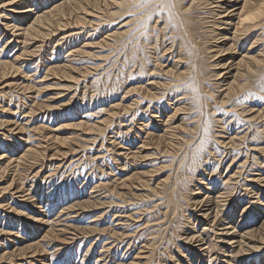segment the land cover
Wrapping results in <instances>:
<instances>
[{
  "label": "rangeland",
  "instance_id": "1",
  "mask_svg": "<svg viewBox=\"0 0 264 264\" xmlns=\"http://www.w3.org/2000/svg\"><path fill=\"white\" fill-rule=\"evenodd\" d=\"M10 1L12 0H0V60L11 62L16 67L11 71L9 70L5 77L0 80V245L3 243V247L0 246V264H43L42 261L45 262L44 264H187L188 261H191V264H205L209 260L210 262L206 264H215L216 261L213 259L214 255H211L209 257L210 259H205L206 257L202 259L198 258L196 241L191 240L190 242L187 240L192 235L197 236L203 230L204 225L195 220L199 213L194 211L193 204H190V202H193L190 196L186 197L189 194L188 192L191 191L189 189L187 190L186 187L195 189L190 192L193 194L198 190V187L201 192H204V188H209L210 190V187L214 185L220 188L224 183L226 186L229 184L227 188L232 191V197L235 200L236 198L237 200H242L240 202L242 204L234 205L238 212L247 205V203L244 204L245 200L246 202L250 200V202L254 203L252 195L256 196L260 193L259 195L264 201V182L261 180L262 177L264 181V146H262L264 145V116L256 119L253 118L255 113H252L262 107L264 108V92L261 91V88L263 89L264 87V81L260 82L257 79L250 80V86H253V89L258 92L254 95L256 101L249 102L250 104L242 103V106L241 100H239L235 103L234 108L226 107L215 111L220 121L224 122V125L222 124L221 126L219 123H214L212 127L214 131L213 136L215 138L218 137L217 139L221 137L219 140L223 142H216L217 146L211 147L212 154L207 160L205 171H201V173H204H202V182L197 180L196 182H192L195 181L194 178L189 183L187 180L189 178L191 179L193 175L189 172L186 166L187 163L184 166L188 172L185 173L184 170V173H180L182 169L179 166L181 165L182 168L183 163L186 162V157L181 159L182 151H178L176 154L173 152L167 154L156 143H151L154 142L153 140L148 139L146 141L145 138L146 132L153 131L161 133L165 128H168V132L175 133L183 126L187 128L192 127L195 120L193 112H196L198 108L194 103V105L191 103L193 100L190 94L186 93L185 90L177 88V84H180L181 81L185 83L187 78L181 80L177 76H174V74L167 73L169 68L175 69V73L185 69L186 59H182L181 62L177 61V55L183 53L182 49L180 50L179 45L169 50L167 49L170 47L172 39L170 38V31L167 35H164L167 33L166 29L160 30L162 26L159 24V17L153 16L151 17L152 19L150 18L151 20L149 19L150 21H145L146 13L151 10V13H154L155 11L153 10L156 9L154 7H157V5L154 6V3L150 2L148 3L150 6L147 5L149 9L147 6L137 8L138 2L141 0L138 2L135 0L136 3L134 0H120L121 2L119 0H106L108 2L106 5L103 4L102 8H94V6L92 7L90 5L85 13L83 11L81 12V10L73 11L69 7H66V15L62 17L55 15L56 13H52L51 19L53 23L51 25L49 24L50 26L47 25L49 27L48 29L45 25L46 30H43L46 33L45 35L24 39L20 35H18V38L17 34L19 32L12 28V26L10 27V25L18 21L15 18H13L14 20L10 19L11 16H9L10 12H8V9L10 10L11 6L6 5ZM60 1L33 0V7L37 4L39 6L41 5L39 9L36 7L37 10H35L40 14L42 11ZM113 1L115 2L113 3ZM123 1L126 3H123ZM116 3H118V6ZM192 3H195V8H197L193 13L194 22L196 24L199 22L197 24V26L199 25V31L201 30L203 32L202 30H206L207 26L206 31L208 32V27H210V23L213 20L211 19L213 15L207 10L211 5L208 6L201 2L199 3V0H192ZM197 3L200 4V8ZM201 6L207 7L203 9ZM96 8L99 10H96ZM102 11L106 13L103 14ZM128 11H132L133 16L131 13L128 14ZM136 13L137 15H135ZM142 14H144L143 17ZM59 17L63 25H58L57 20ZM77 17H83L81 19L82 21L77 22ZM209 17L211 20H207ZM153 18L154 20L159 18V20L156 19L154 21ZM145 22L148 23L147 28L149 30L147 28L145 29L147 25ZM157 23L158 25H155ZM156 28L159 29V32ZM154 30L155 33L153 32ZM205 30L204 33H206ZM149 33L152 34V37ZM160 35L161 37H159ZM156 37H159L160 40L162 38V41L160 42ZM162 42L164 45H162ZM158 43H160L161 47ZM211 56L212 54L209 53L206 55L209 58L204 57L203 68L200 70L203 73V80L206 81H204L206 90H211L209 88L211 87V91H216L218 94L222 91L224 85L221 87L218 86V90L216 86L220 82L224 84V81L220 80L228 76L225 75L226 77L223 76L221 77L222 79L210 76L213 74L212 64L214 63L213 60H215L213 57V59L210 58ZM209 64L210 66H207ZM59 66L60 70L66 73L55 70ZM51 68L54 70L52 71ZM209 68L211 69L208 70ZM121 73L123 75L126 74L123 76ZM148 73H151L150 76H148ZM119 75L120 77H118ZM205 77L209 78V80ZM147 94L152 95L149 96ZM251 104L252 107L254 106L253 108L249 106ZM77 107L79 108L76 110ZM250 108L251 110L249 111L251 112L249 113L247 110ZM263 108L261 110L264 112ZM242 109L244 112L240 111ZM239 111L240 114L238 113ZM176 113V118H171ZM231 121L236 122L235 127ZM225 122L227 127L225 126ZM180 124L183 126L179 127ZM160 125L162 130L160 129ZM237 125L240 127L239 129ZM247 128L249 129L247 130ZM18 129H20L19 132H17ZM255 129L259 131L257 132ZM232 131L236 133L234 134ZM241 132L244 135L246 134V136ZM261 132L262 134H260ZM18 136H20V139ZM254 136H257V138L260 137L262 140ZM24 137H26L27 141ZM222 137L224 138L222 139ZM229 137L232 139L231 143ZM225 138L227 139L225 140ZM228 138L229 142H227ZM11 139L16 141V143ZM244 140L245 142H243ZM237 141L240 144L239 147ZM248 141L251 143L249 144ZM15 145L19 147L17 148ZM219 146H225V148L222 147L218 150ZM29 148L36 149L41 153L42 158L38 163L31 159L27 160L22 158V154ZM249 148L251 151H249ZM15 149L17 151H14ZM220 151L221 153H219ZM229 151L230 153H228ZM231 153H234L235 156L230 155ZM216 154L218 155L216 156ZM242 154H246V156ZM218 158L223 161L218 160ZM249 158L251 160H260L258 164H254V161L249 160ZM225 159L226 163L230 164V166L223 163ZM174 162L176 166L173 165ZM170 163L171 166L169 165ZM246 167L250 168L246 169ZM216 168L217 171L214 170ZM237 169L240 170L238 171ZM136 173H142L144 175L143 180L147 182L149 187L143 184L140 185L136 181H134V184H132L129 190L121 186L124 179L134 177ZM173 173L174 175H171ZM217 174L219 178L218 176L215 177ZM237 174H240L237 176L238 178L236 177ZM181 175L182 177H186L185 175H187L185 179L187 182L179 181L181 180ZM259 177L260 180H258ZM161 182L166 183L162 185ZM203 183L209 184L206 186ZM111 186H116V190H118L116 192H122L121 196H123L121 197L117 193H112L110 191ZM240 186L242 187L240 188ZM167 187H173L175 191L177 187L184 189L177 193L174 192L175 203L171 200L169 202V198L166 197L168 194L167 191H169ZM152 188L158 190L156 196L150 193V189ZM185 190L188 191V194L185 193L186 196L183 194ZM160 191L163 193L161 194ZM234 191L237 193L235 194ZM31 195L33 196L31 197ZM197 195L200 194H195L192 197ZM179 199L182 201H179ZM34 200L39 202V204H31L35 202ZM49 203L50 206L48 207L47 205ZM221 203L224 204V201ZM185 204L187 206H184ZM261 208L263 207L261 206ZM14 209L20 210L22 213L16 214L17 212L14 213ZM229 209L230 207L227 204L225 206L226 212ZM157 213L159 216H157ZM163 214L165 215L163 216ZM188 215H190L191 221H189L191 223L197 222L195 228L191 226L192 224H187L186 217ZM231 215L235 217L234 224L237 226L241 216H234L233 211ZM31 216H34V218L42 217L46 222L43 225L33 223L28 218ZM165 216L168 217L165 219ZM248 216H252L250 217L251 220H248ZM257 216L255 214H249L245 222L249 224L254 221L257 222L259 220ZM179 218L181 222L178 220ZM152 219L154 220L151 221ZM169 220L171 221L169 222ZM160 222H162V227L159 225ZM37 224L41 226L39 230L34 228V225ZM62 226L63 228L67 227L68 232L64 236H51L42 241L40 244L41 247L39 248L41 252L29 253L23 257L16 255V258L15 256L12 258L13 260L9 257L11 253L18 254V248L24 246V243L30 242L32 239L33 241L40 240L42 234L47 229L58 228L59 230L62 229ZM200 227L202 228L200 229ZM15 230L18 232H15ZM204 231L206 232L207 229H204ZM220 231L217 234L215 233V235L220 236ZM11 232L15 233L13 234L15 237L9 235ZM64 238L66 239L64 240ZM217 240L220 241L219 238ZM217 240L215 239L214 241L216 242ZM149 241L151 242L150 245ZM217 245L222 244L217 243ZM179 249L184 254L179 253ZM215 250H217L216 247ZM4 253L10 254L2 257ZM259 255L261 260L258 259V263L264 264V253H259ZM180 256L182 257L181 259H179ZM252 256L254 257L250 259L248 264H255V254ZM243 264H246L245 260Z\"/></svg>",
  "mask_w": 264,
  "mask_h": 264
},
{
  "label": "bare ground",
  "instance_id": "2",
  "mask_svg": "<svg viewBox=\"0 0 264 264\" xmlns=\"http://www.w3.org/2000/svg\"><path fill=\"white\" fill-rule=\"evenodd\" d=\"M120 1V0H119ZM129 1V0H128ZM131 1V0H130ZM133 1V0H132ZM135 1V0H134ZM139 0H137L138 2ZM108 2V1H107ZM106 0H61L60 2L55 3L54 5H52V7L42 11L40 14H38V12H36L35 10L39 9V7H41V5L39 6V4H37L35 7H33V0H12L10 2H8L6 5L11 6L10 10L8 9V12H10L9 16L10 19L15 18V20H18L15 23H11L12 25H10V27L12 26V28H14L16 31H18L19 33L17 34L20 35V37H23L24 39H29L33 38L35 36H43L46 33H44L43 30H46L45 25L47 27V25H51V23H53V20L51 19L52 17V13H56L55 15L57 16H64L65 14V10H67L66 7H69L70 10H81V12L83 11L84 13L87 11V8L91 5L92 7L94 6L97 8H102V5H106L107 4ZM115 1H113L114 3ZM121 2V1H120ZM153 2L154 6L157 5V7H154L156 9H154L153 11H155L154 13L148 12L146 13V20L145 21H150L153 16L159 17L157 20L158 23L162 26L161 29L159 28V26H157V28H159L160 30H165L167 31V33H163L164 35H167L168 32L170 31V38L172 39L171 41V45L170 47H168L167 49H171L172 47H175L176 45H179L180 50L182 49V54H178V62H181L182 59H186V64H185V69L182 70L181 72L175 73V69H168L167 73L168 74H174V76H177L178 78H180L181 80L183 78H187L185 83H181L177 84V88L178 89H182L185 90L186 93L190 94L192 96V104L194 103L196 106H198L197 111L193 112L194 113V125L190 128H187L186 126H183L182 124L179 125V127L183 126L181 129H178V132L172 133V132H168V128H165L163 130V132L161 133H157V132H146V141L149 140H153L154 142L151 143H156L157 146L160 149H163L164 152H167V154L173 152L174 154H176L178 151H182L181 153V159H183V157H186L185 159V163H183V167L181 168V165L179 166L180 169H182L180 171L183 172L185 170V173L188 172L186 171V167L184 166V164L187 163V168L189 170V172L192 173V177L191 179L189 178V180H187L189 183H191L190 181H192L194 178L195 181L192 182H202V176L203 174L201 173V171H205V166L207 164V160L210 158L211 156V147L217 146L216 142H221V140L217 139L218 137H214V131L212 129L213 124L214 123H219V125L224 123L222 121H220V118L217 116L216 114V110L219 109H223L226 107H232L234 108V106L236 105L235 103L239 100H241V104H250L254 101H256L254 98L255 93L256 92L253 88V86H250V80L251 79H257L260 80V82L264 81V0H199V3L201 2L202 4L208 5L210 7H208V11L213 15L211 19L212 22H208L210 23V27H208V32L207 30V26H206V33H204V30H202L203 32H201V30L199 31V25L197 26V24L199 23H195L193 20V13L195 11V3H192V0H141L140 2H138V7L137 8H142V7H146L147 5L150 6L148 3ZM197 2V1H196ZM123 3H126L123 1ZM130 3V2H129ZM136 3V1H135ZM118 3H116L117 5ZM133 4V3H131ZM198 4V3H197ZM130 5V4H128ZM134 5V4H133ZM199 8H200V4ZM101 6V7H100ZM118 6V5H117ZM121 6V5H120ZM137 6V4H136ZM147 6V8L149 9V7ZM37 7V9H36ZM203 7V6H201ZM205 7V6H204ZM203 7V9H205ZM96 10H99L97 9ZM128 8V7H127ZM126 8V9H127ZM136 8V7H134ZM146 8V9H147ZM42 9V8H41ZM145 9V10H146ZM151 9V8H150ZM125 10V9H124ZM133 10V9H132ZM137 10V9H135ZM134 10V11H135ZM140 10V9H139ZM143 10V9H142ZM141 10V11H142ZM144 10V11H145ZM201 10V9H200ZM206 10V11H207ZM2 11V10H1ZM105 11V10H104ZM130 11V10H129ZM128 11V12H129ZM40 12V11H39ZM208 12V13H209ZM103 13V11H102ZM106 12H104L103 14H105ZM126 13V12H125ZM132 15V11L129 12L128 14ZM137 13L139 14V12L137 11ZM137 13L135 15H137ZM143 13V12H142ZM209 13V14H210ZM78 14V13H77ZM112 14V12H111ZM156 14V15H155ZM134 15V16H135ZM144 14H142L143 17ZM83 16V15H82ZM92 16V15H91ZM130 16V15H129ZM133 16V15H132ZM131 16V17H132ZM140 16V15H139ZM138 16V17H139ZM144 16V17H145ZM122 17V16H121ZM141 17V16H140ZM7 18V16H6ZM5 18V19H6ZM70 18V17H69ZM83 17H77L76 19L77 22H81ZM151 18V19H150ZM8 18V20H10ZM140 19V18H139ZM150 19V20H149ZM155 19V20H156ZM209 18H207V20H209ZM210 19V20H211ZM7 20V23H8ZM14 20V19H13ZM56 20V19H55ZM132 20V19H131ZM136 20V19H135ZM138 20V19H137ZM141 20V19H140ZM143 20V21H144ZM154 20V18H153ZM152 20V21H153ZM154 20V21H155ZM69 21V20H68ZM130 21V20H129ZM58 25H63L61 24L62 21L59 17V19L57 20ZM91 22V21H90ZM201 22V21H200ZM204 22V21H203ZM129 23V22H128ZM132 23V22H131ZM140 23V22H139ZM147 22H145L146 24ZM154 23V22H153ZM155 24V25H158ZM5 24V23H4ZM81 24V23H80ZM150 24V23H149ZM202 24V23H201ZM205 25H207L206 23H203ZM49 25V26H50ZM65 25V24H64ZM89 25V24H88ZM128 25V24H127ZM136 25V24H135ZM141 25V24H140ZM4 26V25H3ZM6 26V25H5ZM44 26V28H43ZM139 26V25H138ZM152 26V25H151ZM150 26V27H151ZM203 26V25H202ZM9 27V26H8ZM59 27V26H58ZM143 27V26H142ZM148 27V23L145 27V29ZM156 27V26H154ZM6 28V27H5ZM11 28V29H12ZM49 27H47L48 29ZM53 28V27H52ZM131 28V27H129ZM152 28V27H151ZM156 28V29H157ZM10 29V28H9ZM13 29V30H14ZM148 29V28H147ZM153 29V28H152ZM151 29V30H152ZM159 29H157V31L159 32ZM135 30V29H134ZM149 30V29H148ZM16 31H14L16 33ZM137 31V30H135ZM146 31V30H145ZM165 31V32H166ZM53 32V31H52ZM141 32V31H140ZM149 32V31H147ZM146 32V33H147ZM151 32V31H150ZM155 33V30L153 31ZM14 33V34H15ZM121 33V32H120ZM124 33V31H123ZM136 33V32H135ZM153 33V34H154ZM116 34V32H115ZM132 34V33H131ZM138 34V33H136ZM144 34V33H143ZM148 34V33H147ZM151 34V33H149ZM161 34V33H160ZM122 35V34H121ZM16 36V35H15ZM158 36V34H157ZM47 37V36H46ZM51 37V36H50ZM134 37V36H133ZM152 37V34H151ZM161 37V35L159 36ZM159 37L157 39H159ZM19 38V36H18ZM71 38V37H70ZM155 38V37H154ZM165 38V37H164ZM167 38V36H166ZM169 38V39H170ZM69 39V38H68ZM72 39V38H71ZM138 39V38H137ZM142 39V37H141ZM17 40V39H15ZM133 40V39H132ZM26 41V40H24ZM48 41V40H47ZM128 41V40H127ZM159 41H162L159 39ZM158 41V42H159ZM136 42V41H135ZM143 42V41H142ZM157 42V41H156ZM169 42V41H168ZM22 43V42H21ZM163 43V42H162ZM160 46V43H158ZM152 45V44H151ZM164 45V43L162 44ZM5 46V45H4ZM153 46V45H152ZM161 47V46H160ZM41 48V47H39ZM152 49V48H151ZM163 49V48H162ZM166 49V48H165ZM135 50V49H133ZM1 51V50H0ZM172 51V50H171ZM166 52V51H165ZM169 52V51H168ZM167 52V53H168ZM180 52V51H179ZM178 52V53H179ZM1 53V52H0ZM136 53V52H135ZM181 53V52H180ZM209 53L212 54V56L210 58H214L215 60L213 65V69L212 72L213 74H211L210 76H214V77H223V76H228L227 78L223 77V80L220 81H224V84H218L217 90L219 87H221L222 85H224V88L222 89L221 92H219L217 94L216 91H211L212 88L209 87L211 90H206V85L204 83L205 80H203V76L201 73V70L203 68V59H205L204 57H206V55H208ZM139 56V55H138ZM151 56V55H150ZM156 56V55H153ZM24 57V56H23ZM224 57V58H222ZM138 58V57H137ZM146 58V57H145ZM209 58V57H206ZM212 58V59H213ZM19 59V58H17ZM147 59V58H146ZM155 60V59H154ZM159 61V60H157ZM170 61V60H169ZM208 61V60H207ZM138 63V62H137ZM135 63V64H137ZM162 63V62H161ZM210 63V61H209ZM40 64V63H39ZM133 64V65H135ZM208 64V63H207ZM58 65V64H57ZM144 65V64H143ZM156 65V64H155ZM207 66H210L207 65ZM156 67V66H155ZM167 67V66H166ZM14 67V64L8 61H1L0 60V80L5 77V75L7 74V72H9V70L11 71ZM18 68V67H17ZM56 68V67H54ZM136 68V67H135ZM158 68V67H157ZM164 68V67H163ZM208 68V67H207ZM52 71L54 70L53 68H51ZM50 69V70H51ZM61 69H63L61 67ZM159 69V68H158ZM162 69V67H161ZM211 68H209L208 70H210ZM216 71H215V70ZM219 69V70H217ZM55 70H59L63 73V70H60V66L57 67ZM143 71V69H141ZM207 70V71H208ZM123 72V70H121ZM120 71V72H121ZM36 72V71H35ZM137 72V71H136ZM210 72V71H209ZM11 73V72H10ZM131 73V72H130ZM134 73V72H133ZM140 73V72H139ZM154 73V72H151ZM150 73V74H151ZM207 73V72H206ZM33 74V73H32ZM126 74V73H125ZM124 74V75H125ZM137 74V73H136ZM149 74V73H148ZM150 74L148 76H150ZM66 75V74H65ZM121 75H123V73H121ZM123 75V76H124ZM163 75V74H162ZM134 76V75H133ZM225 76V77H226ZM120 77V75L118 76ZM208 77V76H207ZM205 77V78H207ZM152 78V77H151ZM149 78V79H151ZM120 79V78H118ZM122 79V78H121ZM209 80V78H207ZM222 79V78H221ZM41 80V79H40ZM43 80V79H42ZM134 80V79H133ZM219 80V79H218ZM141 81V80H140ZM185 81V80H184ZM211 81V79H210ZM124 82V81H121ZM148 82V81H147ZM150 82V81H149ZM206 82V81H205ZM14 83V82H13ZM142 83V82H141ZM210 83V82H209ZM2 84V83H1ZM133 84V83H132ZM208 84V83H207ZM138 85V84H137ZM136 85V86H137ZM154 85V83H153ZM157 85V84H156ZM159 85V84H158ZM210 85V84H209ZM212 85V84H211ZM14 86V85H13ZM25 86V85H24ZM31 86V85H30ZM140 86V85H139ZM162 86V85H161ZM219 86V87H218ZM33 87V86H31ZM35 87V86H34ZM114 87V86H113ZM134 87V86H133ZM215 87V88H216ZM263 87V86H262ZM140 88V87H139ZM143 88V87H142ZM151 88V87H150ZM160 88V87H158ZM25 89V88H24ZM133 89V88H132ZM157 89V88H156ZM124 90V89H123ZM173 90V89H172ZM221 90V89H220ZM27 91V90H26ZM133 91V90H132ZM138 91V90H137ZM148 91V90H146ZM176 91V90H175ZM261 91L264 92V87L263 89L261 88ZM23 92V91H22ZM139 92V91H138ZM151 92V91H150ZM1 93V92H0ZM174 93V92H172ZM171 93V94H172ZM261 93V92H260ZM8 94V93H7ZM90 94V93H89ZM145 94V92H144ZM137 95V94H136ZM149 96H151L150 94H147ZM10 96V95H9ZM141 96V95H140ZM157 96V95H156ZM178 96V95H176ZM258 96V95H257ZM146 97V96H145ZM180 97V96H179ZM120 98V97H119ZM167 98V97H166ZM145 99V98H144ZM147 99V97H146ZM159 99V98H158ZM181 99V98H180ZM263 99V98H262ZM135 100V99H134ZM179 100V99H178ZM159 101V100H158ZM261 101V100H260ZM250 102V103H249ZM258 102V100H257ZM36 103V102H35ZM170 103V102H169ZM133 104V102H132ZM193 104V105H194ZM258 104V103H257ZM262 105V103H260ZM44 105V104H43ZM83 105V104H82ZM85 105V104H84ZM128 105V104H126ZM181 105V104H180ZM229 105V106H228ZM40 106V105H39ZM130 106V105H129ZM138 106V105H137ZM243 106V104H242ZM252 107V104L249 105ZM81 107V106H80ZM174 107V106H173ZM240 107V106H239ZM248 107V106H247ZM254 107V106H253ZM252 107V108H253ZM260 107V106H259ZM258 107V108H259ZM79 107L76 108V110ZM86 108V107H85ZM129 108V107H128ZM180 108V107H179ZM237 108V107H236ZM235 108V109H236ZM241 108V107H240ZM256 108V109H258ZM263 108V107H262ZM261 108V109H262ZM147 109V108H146ZM238 109V108H237ZM236 109V110H237ZM245 109V108H244ZM255 110L252 113L254 114L253 118H262L264 116V112L261 110ZM264 109V108H263ZM81 110V109H80ZM124 110V109H123ZM182 110V109H181ZM194 110V108H193ZM239 110V109H238ZM246 110V109H245ZM251 110L248 109L247 111ZM32 111V110H31ZM141 111V110H140ZM243 111L244 110H240ZM240 111L238 112L240 114ZM71 112V111H69ZM178 112V110H177ZM181 112V111H180ZM229 112V111H228ZM234 112V110H233ZM246 112V111H245ZM251 111H249L250 113ZM32 113V112H31ZM77 113V112H76ZM175 113V112H173ZM231 113V112H230ZM237 113V112H236ZM73 114V113H72ZM117 114V113H116ZM163 114V113H162ZM165 114V113H164ZM242 114V112H241ZM172 115V114H171ZM176 114H174L171 118L175 117ZM221 115V114H220ZM219 115V116H220ZM236 115V114H235ZM250 115V114H249ZM140 116V114H139ZM161 116V115H160ZM225 116V115H224ZM227 116V115H226ZM248 116V115H246ZM147 117V116H146ZM158 117V116H157ZM228 117V116H227ZM153 118V116H152ZM170 118V117H169ZM176 118V117H175ZM252 118V117H251ZM174 119V118H173ZM238 119V118H237ZM243 119V118H242ZM170 120V119H169ZM236 120V119H235ZM251 120V119H250ZM264 120V119H263ZM160 121V120H159ZM237 121V120H236ZM240 121V120H239ZM254 121V120H252ZM7 122V121H6ZM145 122V121H144ZM232 122V121H231ZM247 122V120H246ZM259 122V121H257ZM157 123V122H156ZM155 123V124H156ZM161 123V122H160ZM228 123V122H227ZM230 123V122H229ZM234 123V124H233ZM236 122H232L233 126L235 125ZM249 123V122H248ZM261 123V122H260ZM240 124V123H238ZM258 124V123H257ZM263 124V123H262ZM3 125V124H2ZM9 125V124H8ZM97 125V124H96ZM224 125V124H223ZM226 122H225V126H226ZM253 125V123H252ZM232 126V125H231ZM238 126V125H237ZM236 126V127H237ZM250 126V124H249ZM260 126V124H259ZM19 127V126H18ZM145 127V126H144ZM168 127V126H167ZM218 127V126H217ZM227 127V126H226ZM235 127V126H234ZM252 127V126H250ZM255 127V126H254ZM10 128V127H8ZM156 128V127H155ZM223 128V127H221ZM232 128V127H231ZM240 127L238 126V129ZM253 128V127H252ZM251 128V129H252ZM262 128V127H261ZM27 129V128H26ZM25 129V131H26ZM160 129H161V125H160ZM176 129V128H175ZM225 129V128H224ZM234 129V128H233ZM246 129V127H245ZM249 128H247L248 130ZM250 129V130H251ZM20 129H18L17 132H19ZM23 130V127H22ZM153 130V129H150ZM162 130V129H161ZM215 130V129H214ZM221 130V129H220ZM229 130V129H228ZM237 130V129H236ZM264 130V127H263ZM146 131V130H145ZM148 131V130H147ZM219 131V130H217ZM231 131V130H230ZM229 131V133H230ZM235 131V129H234ZM232 131V132H234ZM243 131V130H242ZM255 131H257L255 129ZM259 131V130H258ZM257 131V132H258ZM261 131V130H260ZM249 132V131H248ZM253 132V129H252ZM251 132V134H252ZM263 132V131H262ZM262 132L260 134H262ZM22 133V132H21ZM19 133V134H21ZM25 133V132H24ZM217 133V132H216ZM224 133V132H223ZM236 132H234L235 134ZM243 134V132H241ZM145 134V133H143ZM218 134V133H217ZM216 134V135H217ZM226 134V133H225ZM231 134V133H230ZM240 134V133H239ZM250 134V133H249ZM250 134V135H251ZM227 135V134H226ZM244 135V134H243ZM9 136H13V135H9ZM22 136V135H21ZM25 136V135H24ZM224 136V135H223ZM229 136V135H228ZM238 136V135H237ZM242 136V135H241ZM246 136V134L244 135ZM244 136H242L243 139ZM252 136V135H251ZM7 137V136H5ZM20 136H18L19 138ZM23 137V136H22ZM27 137V135H26ZM26 137H24L26 139ZM227 137V136H226ZM232 137V136H231ZM253 137V136H252ZM251 137V138H252ZM257 138V136H254ZM13 138V137H12ZM17 138V139H18ZM29 138V137H28ZM126 138V137H125ZM224 137H222L223 139ZM230 138V137H229ZM229 138L228 141L229 142ZM260 138V137H258ZM257 138V139H258ZM14 139V138H13ZM20 139V138H19ZM227 138H225L226 140ZM234 139V138H233ZM261 139V138H260ZM264 139V138H263ZM12 140V139H11ZM30 140V139H29ZM218 140V141H217ZM262 140V139H261ZM14 141V140H12ZM18 141V140H17ZM22 141V140H19ZM25 141V140H24ZM27 141V139H26ZM232 139L230 138V143H231ZM241 141V138H240ZM247 141V140H246ZM16 143V141H14ZM23 142V141H22ZM223 142V141H222ZM221 142V143H222ZM245 142V140L243 141ZM255 142V141H254ZM261 142V141H260ZM264 142V140H263ZM20 143V142H19ZM147 143V142H146ZM238 143V141H237ZM249 143V141H248ZM251 143V142H250ZM249 143V144H250ZM253 143V142H252ZM18 144V143H17ZM145 144V143H144ZM225 144V143H223ZM229 144V143H228ZM239 144V143H238ZM248 144V145H249ZM260 144V143H259ZM262 144V142H261ZM22 145V144H21ZM147 145V144H146ZM227 145V144H226ZM234 145V144H231ZM247 145V144H246ZM245 145V146H246ZM254 145V144H251ZM240 146V144L238 145V147ZM244 146V147H245ZM257 146V145H256ZM264 146V145H262ZM261 146V147H262ZM15 147H19L17 145H15ZM14 147V148H15ZM35 147V146H34ZM225 146H219L218 150H220V148H222ZM228 147V146H227ZM234 147V146H233ZM13 148V147H12ZM217 148V147H216ZM223 148V149H224ZM235 148V147H234ZM242 148V147H241ZM240 148V149H241ZM263 148V147H262ZM11 149V147H10ZM27 149V148H26ZM229 149V148H228ZM247 149V148H244ZM256 149H258L256 147ZM226 150V149H225ZM234 150V149H233ZM238 150V149H237ZM242 150V149H241ZM263 150V149H262ZM14 151H17V149H15ZM231 151V150H230ZM230 151L228 153H230ZM244 151V150H243ZM248 151V150H247ZM246 151V152H247ZM249 151H251V149L249 148ZM248 151V153H249ZM260 151V150H258ZM264 151V150H263ZM262 151V152H263ZM163 152V153H164ZM238 152V151H237ZM254 152V151H253ZM252 152V153H253ZM261 152V153H262ZM9 153V152H8ZM12 153V152H11ZM14 153V152H13ZM214 153V152H213ZM216 153V152H215ZM221 153V151L219 152ZM227 153V154H228ZM259 153V152H258ZM121 154V153H120ZM173 154V155H174ZM224 154V153H223ZM226 154V153H225ZM237 154V153H236ZM251 154V152H250ZM257 154V153H256ZM22 158L23 159H31L34 160V162H37L42 158L41 153L38 152V150L36 149H31L29 148L24 154H22ZM218 154H216L217 156ZM229 155V154H228ZM230 155H234V153L230 154ZM245 155L246 154H242ZM118 156V155H117ZM166 156V155H165ZM222 156V155H221ZM235 156V155H234ZM238 156V155H236ZM249 156V155H248ZM261 156V155H260ZM258 156V157H260ZM227 157V156H226ZM231 157V156H230ZM229 157V158H230ZM256 157V156H255ZM264 157V156H263ZM9 158V157H8ZM21 158V156H20ZM136 158V157H135ZM214 158V157H213ZM221 158V157H220ZM218 158V160L220 159ZM228 158V157H227ZM245 158V157H244ZM254 158V157H253ZM6 159V158H5ZM4 159V160H5ZM173 159V158H172ZM248 159V158H247ZM256 159H258L256 157ZM251 160L249 158V160L254 161V164H258L259 160ZM22 160V159H21ZM177 160V158H176ZM222 159H220L221 161ZM231 160V159H230ZM233 160V159H232ZM11 161V160H10ZM26 161V160H25ZM175 161V160H174ZM180 161V160H179ZM219 161V162H220ZM223 161V160H222ZM225 162H223L224 164L226 163V159L224 160ZM228 161V160H227ZM261 161H263L261 159ZM178 162V161H176ZM216 162V161H215ZM214 162V164H215ZM218 162V163H219ZM235 162V161H233ZM238 162V161H237ZM222 163V166H223ZM236 163V162H235ZM35 164V163H34ZM228 164V163H226ZM242 164V163H241ZM251 164V163H250ZM249 164V165H250ZM261 164V163H260ZM10 165V164H9ZM171 166V163L169 164ZM175 162H174V164ZM230 166V164H228ZM247 165V164H246ZM253 165V164H252ZM214 166V165H213ZM218 166V165H217ZM261 166V165H260ZM259 166V167H260ZM168 167V166H167ZM215 167V166H214ZM232 167V166H231ZM245 167V165H244ZM258 167V166H255ZM228 168V166H227ZM226 168V169H227ZM250 168V167H246ZM254 168V166H253ZM252 169V167H251ZM251 169H249L251 171ZM256 169V168H255ZM260 169V168H258ZM262 169V168H261ZM177 170V169H176ZM207 170V168H206ZM217 171V168L214 169ZM213 170V171H214ZM238 170V169H237ZM240 170V169H239ZM238 170V171H239ZM263 170V169H262ZM114 171V170H113ZM178 171V172H179ZM209 171V170H208ZM253 171V169H252ZM256 171V170H255ZM258 171V170H257ZM147 172V171H145ZM210 172V171H209ZM215 172V171H214ZM249 172V171H248ZM259 172V171H258ZM172 173V172H171ZM175 173V172H174ZM171 174V175H174ZM177 173V172H176ZM184 173V172H183ZM190 173V174H191ZM207 173V172H206ZM213 173V172H211ZM236 173V172H235ZM209 174V173H208ZM206 174V175H208ZM214 174V173H213ZM219 174V173H218ZM218 174L215 176L217 177ZM170 175V173H169ZM168 175V176H169ZM204 175V176H206ZM240 175L237 174L236 177ZM251 175V174H250ZM258 175V173H257ZM108 176V175H107ZM177 176V175H176ZM187 177V175H185ZM229 176V174H228ZM235 176V175H234ZM260 176V173H259ZM262 176V175H261ZM264 176V174H263ZM128 177V176H127ZM144 175L142 173H136L134 174V177H129L128 179H124L121 183L122 187H125L129 190V188H131L132 184H134V181L139 182L140 185L143 184L144 186H147V182H145V180H143ZM186 177H182L181 175V182L185 181ZM209 177V176H208ZM212 177V176H211ZM214 177V176H213ZM253 177V176H252ZM255 177V176H254ZM125 178V177H124ZM166 178V177H165ZM169 178V177H168ZM172 178V177H171ZM174 178V176H173ZM184 178V180H183ZM219 178V176H218ZM222 178V177H220ZM227 178V177H226ZM232 178V177H231ZM238 178V177H237ZM264 178V177H263ZM177 179V178H176ZM230 179V178H229ZM234 179V177H233ZM19 180V179H18ZM220 180V179H219ZM235 180V179H234ZM260 180V177L259 179ZM257 180V181H258ZM262 182L263 179L261 177ZM108 181V180H107ZM185 181V182H187ZM205 181V180H204ZM208 181V178H207ZM216 181V180H215ZM255 181V179H254ZM34 182V181H33ZM99 182V181H98ZM118 182V181H117ZM213 182V181H212ZM220 182V181H219ZM218 182V183H219ZM253 182V181H252ZM162 183V182H161ZM164 183V182H163ZM162 183V185H164ZM168 183V181H167ZM211 183V182H210ZM215 183V182H214ZM229 183V182H227ZM254 183V182H253ZM256 183V181H255ZM259 183V182H257ZM15 184V183H14ZM180 184V182H179ZM182 184V183H181ZM197 184V183H196ZM202 184V183H201ZM209 183H203V185L208 186ZM245 184V182H244ZM243 184V185H244ZM248 184V183H247ZM264 184V183H263ZM183 185V184H182ZM189 185V184H187ZM220 185V184H218ZM222 185V184H221ZM229 184L224 183V185L220 188H218L219 186H211L210 190L209 188H204V192H201V190L199 189V187L197 188L198 190H196L195 193L191 194L190 192H192V190L195 189H190L187 188L186 185V189L191 190L190 192H188L187 190H185L183 192V194L185 195V193H187L188 195L186 197H189L193 200V202H190V204L192 203L194 207V211L198 212L199 215L196 216L197 221L201 222L202 225H204L203 230L201 231L200 229L202 227H200V233L196 235H192L191 237H189V239L187 238V240H189L191 242V240H193L194 242L196 241L197 244V252H198V258L202 259H210L209 257H211V255H214L213 259H215V264L219 263V264H243V261H246V264L249 263L250 259L254 256H252L253 254H255V264H263V263H258V259H260V255L259 253H264L263 249H264V201L261 199L260 197V193L257 194L256 196L252 195L254 203L250 202V200H248V202H244L247 203V205L245 207H243L241 209L240 212H238V210L235 209L236 204H239L241 201L240 199L236 200L232 197V191H230L228 187ZM246 185V184H245ZM19 186V185H18ZM168 186V185H167ZM180 186V185H179ZM184 186V185H183ZM264 186V185H263ZM5 187V186H4ZM24 187V186H23ZM107 187V185H106ZM169 187H170V183H169ZM230 187V186H229ZM237 187V186H236ZM235 187V188H236ZM242 186H240L241 188ZM112 191V193H117L118 196H121L122 192H116L118 190H116V186H111L110 187ZM124 188V189H125ZM161 188V187H160ZM168 188V187H167ZM166 188V189H167ZM232 188V187H230ZM234 188V189H235ZM252 188V187H251ZM101 189V188H100ZM163 189V188H162ZM169 191L168 194L166 195L167 198H169V202L174 201L175 198V193L179 192L180 190H184L177 187L176 191L173 189V187L168 188ZM261 189V188H260ZM5 190V189H4ZM102 190V189H101ZM237 190V189H235ZM20 191V189H19ZM198 191V192H197ZM240 191V190H239ZM23 192V191H22ZM27 192V190H26ZM131 192V191H129ZM175 192V193H174ZM194 192V191H193ZM13 193V192H12ZM150 193H152L154 196L157 195L158 190L155 188L150 189ZM161 193V191H160ZM163 193V192H162ZM161 193V194H162ZM235 193V191H234ZM233 193V194H234ZM237 193V192H236ZM235 193V194H236ZM253 193V192H252ZM166 194V193H165ZM182 194V193H180ZM195 194H200L197 195L195 197H192ZM248 194V193H246ZM256 194V193H255ZM54 195V194H53ZM178 195V194H177ZM181 195V196H184ZM264 195V194H263ZM262 195V196H263ZM33 195H31L32 197ZM47 196V195H46ZM123 196V195H122ZM121 196V197H122ZM163 196V195H162ZM238 196V194H237ZM21 197V196H20ZM55 197V196H53ZM28 198V197H27ZM184 198V197H183ZM36 199V198H35ZM185 199V198H184ZM189 199V198H188ZM187 199V200H188ZM39 200V199H38ZM171 200V201H170ZM177 200V199H176ZM244 200V197H243ZM35 201V200H34ZM51 201V200H50ZM94 201V200H93ZM163 201V200H161ZM179 201H182L179 199ZM224 201V204L221 203ZM168 202V203H169ZM186 202V201H185ZM84 203V202H82ZM158 203V202H157ZM156 203V204H157ZM173 203V202H172ZM175 203V201H174ZM188 203V201H187ZM31 204H39V202L35 201ZM41 204V203H40ZM85 204H87L85 202ZM91 204V203H90ZM162 204V202H161ZM191 204V205H192ZM229 205L230 209L229 211L226 212L225 210V206ZM242 204V203H240ZM43 205V204H42ZM165 205V204H164ZM173 205V204H172ZM175 205V204H174ZM182 206V204H180ZM48 207L50 206V203L47 205ZM88 206V205H87ZM151 206V204H150ZM153 206V205H152ZM163 206V205H162ZM166 206V205H165ZM164 206V208H165ZM171 206V205H170ZM184 206H187L186 204ZM237 206V205H236ZM261 206L263 208H261ZM38 207H40V205H38ZM161 207V206H160ZM183 207V206H182ZM6 208V207H5ZM157 208V206H156ZM167 208V207H166ZM171 208V207H170ZM188 208H189V204H188ZM251 208V209H250ZM34 209V208H33ZM37 209V208H36ZM39 209V208H38ZM47 209V208H46ZM113 209V208H112ZM153 209V208H152ZM169 209V208H168ZM191 209V208H190ZM235 209V210H234ZM250 209V210H249ZM145 211V209H143ZM166 210V209H165ZM171 210V209H170ZM178 210V209H177ZM193 210V209H192ZM249 210V212H248ZM42 211V210H41ZM157 211V209H156ZM176 211V210H175ZM233 211L234 216H241L240 222L237 224V226L234 224V218L233 215H231V212ZM237 211V212H236ZM17 212L16 214H20L22 213V211L20 210H15L14 209V213ZM146 212V211H145ZM151 212V211H150ZM153 212V211H152ZM166 212V211H165ZM236 212V213H235ZM259 214H258V213ZM140 213V212H139ZM159 213V211H158ZM157 213V216L158 215ZM168 213V212H167ZM170 213V212H169ZM183 213V212H182ZM152 214V213H151ZM171 214H173L171 212ZM179 214H181V212H179ZM258 215L257 217H259V224L258 221H254L251 224H249L248 222H245V219L247 218V215ZM43 215V214H42ZM63 215V214H62ZM145 215V214H144ZM165 214H163L164 216ZM169 215V214H168ZM182 215V214H181ZM185 215V214H184ZM231 215V216H230ZM27 216V215H24ZM151 216V215H150ZM178 216V215H176ZM174 216V217H176ZM183 216V215H182ZM181 216V217H182ZM186 216V215H185ZM190 215H188L187 218V224L190 223L192 224V227H196L197 222L195 223H191L190 221ZM230 216V217H229ZM153 217V216H152ZM168 216H165V219ZM179 217V216H178ZM195 217V216H194ZM252 216H248V220L251 218ZM31 219V221L33 223H40L41 225L44 224V222H46L42 217L39 218H34V216L32 217H28ZM148 218V217H147ZM177 218V217H176ZM175 218V219H176ZM26 219V218H25ZM149 219V218H148ZM162 219V218H161ZM173 220V218H171ZM150 220V219H149ZM154 219H152L151 221H153ZM156 220V219H155ZM163 220V219H162ZM177 220V219H176ZM180 221V218L178 219ZM190 220V221H189ZM147 221V219H146ZM159 221V220H158ZM171 220H169L170 222ZM185 221V220H184ZM245 224H244V222ZM155 222V221H154ZM181 222V221H180ZM160 222V226H161ZM173 223V221H172ZM175 223V222H174ZM178 223V222H177ZM155 224V223H154ZM153 224V225H154ZM186 224V223H185ZM199 224V223H198ZM249 224V225H247ZM20 225V224H19ZM152 225V224H151ZM179 225V224H178ZM189 225V224H188ZM156 226V225H155ZM159 226V227H160ZM33 227V226H32ZM41 226L34 225V228L36 230H39ZM70 227V226H68ZM162 227V226H161ZM21 228V227H20ZM55 228V227H54ZM61 228V227H60ZM56 229V228H55ZM55 229H47L41 236L40 240H36L33 241V239L30 242H26L24 243V246H22L21 248H18V254L17 253H4L2 257H5L6 255H9V257L12 259L14 256L16 258V255L18 256H26L29 253L34 254L35 252H41V249H39L41 246V242L50 238L51 236H56L57 235H65V233H67L68 228L62 226V229L58 228ZM198 229V228H197ZM204 229H207V231L205 232ZM22 230V229H21ZM33 230V229H32ZM45 230V229H44ZM174 230V229H172ZM221 230V231H220ZM12 231V230H11ZM17 230H15L16 232ZM175 231V230H174ZM220 231V236H216L215 233L217 234V232ZM18 232V231H17ZM33 232V231H32ZM173 232V231H172ZM205 232V233H204ZM214 232V233H212ZM169 233V232H168ZM167 233V234H168ZM196 233V232H195ZM210 233V234H209ZM15 234L14 232L10 233L9 235H13ZM19 234V233H18ZM209 234V235H208ZM171 235V234H170ZM175 235V234H174ZM14 236V235H13ZM18 236V235H17ZM112 236V235H111ZM214 236V238H213ZM15 237V236H14ZM60 237V236H59ZM67 238V237H66ZM64 238V240L66 239ZM70 238V237H69ZM154 238V237H153ZM169 238V237H168ZM173 238V237H172ZM217 238H219L220 241L217 240ZM5 239V238H4ZM61 239H63L61 237ZM217 240L216 242L214 240ZM171 240V239H170ZM7 241V240H6ZM154 241V240H153ZM152 241V242H153ZM158 241V240H157ZM160 241V240H159ZM164 241V240H163ZM4 242V241H2ZM23 242V241H22ZM162 242V241H160ZM188 242V241H187ZM1 243V242H0ZM150 241H149V245H150ZM173 243V242H172ZM217 243H220L222 245H217ZM3 244V243H2ZM2 244L0 246H2ZM5 244V243H4ZM160 244V243H159ZM192 244V243H191ZM50 245V244H49ZM152 245V244H151ZM166 245V244H165ZM176 246V244H174ZM196 246V245H195ZM204 246V247H203ZM3 247V246H2ZM20 247V246H19ZM149 247V246H148ZM154 247V246H153ZM190 247V244H189ZM203 247V248H202ZM215 247L217 248V250H215ZM146 248V247H145ZM167 248V247H166ZM177 248V247H176ZM191 248V247H190ZM57 249V248H56ZM118 249V248H117ZM116 249V250H117ZM147 249V248H146ZM151 249V248H150ZM162 249V248H160ZM4 250V249H3ZM48 250V249H47ZM115 250V251H116ZM164 250V249H162ZM57 251V250H56ZM148 251V250H147ZM167 251V250H166ZM165 251V253H166ZM98 252V251H97ZM181 254H184L183 251H181L179 249L178 251ZM146 253V252H145ZM191 253V252H190ZM31 254V255H32ZM86 254V253H85ZM108 254V253H107ZM53 255V254H52ZM51 255V256H52ZM100 255V254H99ZM98 255V256H99ZM162 255V254H161ZM148 256V255H146ZM169 256V255H168ZM179 256V255H178ZM184 256V255H181ZM180 256L179 259H181L182 257ZM32 257V256H31ZM80 257V256H79ZM155 257V256H153ZM164 257V256H163ZM168 259V257H166ZM165 258V259H166ZM170 258V257H169ZM197 258V259H198ZM85 259V258H84ZM90 259V258H89ZM99 259V258H97ZM222 259V260H221ZM254 259V258H253ZM13 260V259H12ZM88 260V259H87ZM204 260V259H203ZM261 260V259H260ZM104 261V260H103ZM202 261V260H200ZM206 261V260H205ZM43 264L45 263L44 261H42ZM154 262V261H153ZM176 262H178V260H176ZM208 261H206L207 263ZM210 262V260H209ZM208 262V263H209ZM70 263V262H69ZM147 263V262H146ZM151 263V262H150ZM201 263V262H200ZM205 263V264H206ZM47 264V263H46ZM64 264V263H63ZM67 264V263H66ZM99 264V263H98ZM187 264H191V261H188ZM203 264V263H201ZM211 264V263H210Z\"/></svg>",
  "mask_w": 264,
  "mask_h": 264
}]
</instances>
